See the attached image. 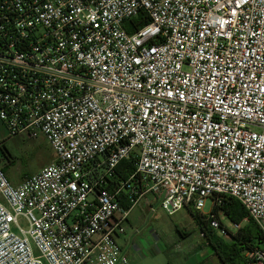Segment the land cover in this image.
I'll list each match as a JSON object with an SVG mask.
<instances>
[{"label":"built area","instance_id":"1","mask_svg":"<svg viewBox=\"0 0 264 264\" xmlns=\"http://www.w3.org/2000/svg\"><path fill=\"white\" fill-rule=\"evenodd\" d=\"M0 122L53 152L17 186L0 165V264H130L142 200L233 198L264 234V0H0Z\"/></svg>","mask_w":264,"mask_h":264},{"label":"rangeland","instance_id":"2","mask_svg":"<svg viewBox=\"0 0 264 264\" xmlns=\"http://www.w3.org/2000/svg\"><path fill=\"white\" fill-rule=\"evenodd\" d=\"M5 148L11 155L12 163L4 164L3 166L5 167L6 177L12 181H19L21 178H25V176L38 172L53 159V152L43 138H38L36 140H27L23 137L7 139ZM140 208V205L137 206L131 213L130 219H132V227L141 229L144 234L147 232L148 234H154V232H156L160 237V240H158L160 246H162V244L166 245V243L169 244L166 245V254L161 255L159 259L174 262L178 259L177 255L185 256L188 249L191 256L184 257L185 259H189V261L193 262H212L209 256L211 254L210 250L206 249L207 247L205 246V241H208L200 234L199 229L196 227V223L191 218L189 219L184 209L171 216L166 215L158 209L155 220H151L146 224L142 219L143 215L141 210H139ZM211 210L212 202L211 199H208L205 203V207L200 213L207 215ZM221 221L223 222V227L227 230L231 232L236 231V225L229 223L224 218H222ZM211 228L225 241H229V238L221 233L222 228ZM126 229L131 230L129 226L126 227ZM182 232H186V236L183 237L180 235ZM144 234H141L142 238H146ZM199 244H201V247H206L205 251L202 250L200 254H192V251L198 249L197 247ZM176 246L178 247L176 248ZM180 258L182 259V256ZM141 260L146 263L152 262L154 261V255L141 257Z\"/></svg>","mask_w":264,"mask_h":264},{"label":"trees","instance_id":"3","mask_svg":"<svg viewBox=\"0 0 264 264\" xmlns=\"http://www.w3.org/2000/svg\"><path fill=\"white\" fill-rule=\"evenodd\" d=\"M144 20L139 18L136 20V24L141 26ZM132 22V25H136ZM127 32L131 33L132 30L127 28ZM3 144H0V151L3 150ZM4 158L8 156L4 155V151L1 152ZM12 163L11 160L9 164ZM2 170L5 172V167ZM133 172V164L130 160L122 161L117 167L115 180H126L127 177ZM119 204L125 209L129 210L131 203L129 199H118ZM188 212L190 216L197 223V227L200 234L206 238L208 244L213 250L215 256L221 264H249V260L246 254L256 247L264 248V234L257 226V224L248 217L244 207L233 198H224L219 205L212 207L210 212L214 216V219L218 221L220 228L225 232V236L229 238V241H225L221 236L211 228L209 219L206 215L201 214L199 211L189 208ZM233 225H237L238 228L235 232H231L223 227L222 218Z\"/></svg>","mask_w":264,"mask_h":264},{"label":"crops","instance_id":"4","mask_svg":"<svg viewBox=\"0 0 264 264\" xmlns=\"http://www.w3.org/2000/svg\"><path fill=\"white\" fill-rule=\"evenodd\" d=\"M7 139H10V138H8L7 130L4 127V125L0 122V144H3L2 145L3 150L1 149V151H0V156L2 157V160L0 162L1 166H3L4 164H9L10 160L12 162L11 155L9 154L7 149L5 148V142H6ZM12 139H16V138H12ZM2 151H4V155L8 156L9 159L8 158L6 159V158H4L2 156V153H1ZM51 161H50V163H51ZM25 177H27V176H25ZM23 180H24V178H21L19 181H12V180H9V181L13 185L17 186ZM139 205L141 206V208L139 210H141V213L143 215L142 219H143V221L146 224L149 223L151 220H155V218H152L150 216L149 209L146 206L145 201H143V200L140 201L135 207H133L130 210L129 216H128V219H127V222H126V227L129 226L131 230H128L125 227V230H126L125 234L123 236L119 237V239H118V244L123 249V251L125 252L127 257L129 258L130 264H221L219 262V260L217 259V257L215 256V254H214L213 250L211 249L210 245L205 240H204L205 241V246L207 248L206 247H201V244H199L198 247H197L198 249H196V251H192V254H196V253L200 254V252L202 250L205 251V248L209 249L210 253H211L209 256L211 257L212 262H209V261H207L206 263H204V262H196V261L193 262V261H189V259H185L184 257L191 256L190 255V251L188 249H187V252H186L185 256L184 255H177L178 259L176 261H174V262H170L169 260L159 259V257L161 255H165L166 254V252H167L166 245H169V244L166 243V245H165V244L161 243L162 246H160L159 245V241H158V240H160V237L156 234V232H154V234L152 233L153 235L152 234H148V232H147L146 234H148V235H146V234L142 233L141 229H137L135 227H132V225H131L132 219H130V216H131V213L133 212V210L136 209L137 206H139ZM157 210H158V208H155L156 217H157ZM184 210L187 212V216L189 217V219L191 218L194 221V219L190 216V214L188 212V209H184ZM196 227H197V223H196ZM197 229H198V227H197ZM141 234H144L146 236V238H142ZM180 235H182L184 237V236H186V232H182ZM177 247L178 246H176V248ZM194 248H196V247H194ZM200 248H202V249H200ZM152 255H154V261H152V262H147L146 263L145 261L141 260V257L152 256ZM181 256H182V259L180 258Z\"/></svg>","mask_w":264,"mask_h":264}]
</instances>
